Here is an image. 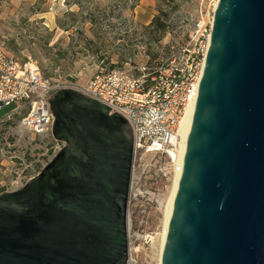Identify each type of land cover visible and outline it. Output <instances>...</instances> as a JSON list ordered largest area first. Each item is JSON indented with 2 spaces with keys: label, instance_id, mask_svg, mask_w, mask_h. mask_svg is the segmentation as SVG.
<instances>
[{
  "label": "water",
  "instance_id": "water-1",
  "mask_svg": "<svg viewBox=\"0 0 264 264\" xmlns=\"http://www.w3.org/2000/svg\"><path fill=\"white\" fill-rule=\"evenodd\" d=\"M63 147L0 194V264H128L134 135L104 102L50 97ZM162 264H264V0H218Z\"/></svg>",
  "mask_w": 264,
  "mask_h": 264
},
{
  "label": "rangeland",
  "instance_id": "rangeland-1",
  "mask_svg": "<svg viewBox=\"0 0 264 264\" xmlns=\"http://www.w3.org/2000/svg\"><path fill=\"white\" fill-rule=\"evenodd\" d=\"M174 1L178 7L170 11L163 0H0V44L19 60L37 61L54 82L82 86L114 66L137 76L142 65L191 60L201 44L192 35L196 24L202 22L206 34L212 28L218 0ZM159 8L171 12L161 40L160 31L146 28ZM15 106L3 108L0 118ZM20 118L0 125V194L22 187L63 147L53 135L39 137L22 129ZM147 160L150 166L140 167L138 196L128 209L130 251L140 264H158L175 172L161 180L155 170L159 159Z\"/></svg>",
  "mask_w": 264,
  "mask_h": 264
},
{
  "label": "built area",
  "instance_id": "built-area-1",
  "mask_svg": "<svg viewBox=\"0 0 264 264\" xmlns=\"http://www.w3.org/2000/svg\"><path fill=\"white\" fill-rule=\"evenodd\" d=\"M196 27L192 35L201 39V44L191 60L182 63L173 58L156 67L142 65L137 68V76L123 66H114L95 74L82 86L51 81L43 75L37 61L19 60L0 44V111L16 104L0 118V125L20 116L22 129L39 137L52 136L54 115L50 97L66 87L104 102L111 112L122 114L133 129L131 200L138 196L135 185L143 177L139 169L150 166L149 157L159 159L155 170L161 180L175 172L182 148L180 126L192 103H197L211 32L210 28L206 34L202 22ZM184 51L189 52L188 49ZM128 264H140L131 251Z\"/></svg>",
  "mask_w": 264,
  "mask_h": 264
},
{
  "label": "bare ground",
  "instance_id": "bare-ground-1",
  "mask_svg": "<svg viewBox=\"0 0 264 264\" xmlns=\"http://www.w3.org/2000/svg\"><path fill=\"white\" fill-rule=\"evenodd\" d=\"M195 106H196V102L192 103L186 117L183 119L181 126H180V131L182 133V142H181L182 148H181L180 155L175 165V174L173 177L172 188H171L170 195H169V198L166 204L165 215L163 219V229L160 234V241H159L158 264H162V247L164 243L168 221H169V218L172 212L174 196H175L176 190L179 186V183L182 177L183 165H184V146H185L186 136L188 134V130L190 128L191 121H192V118L195 112Z\"/></svg>",
  "mask_w": 264,
  "mask_h": 264
},
{
  "label": "trees",
  "instance_id": "trees-1",
  "mask_svg": "<svg viewBox=\"0 0 264 264\" xmlns=\"http://www.w3.org/2000/svg\"><path fill=\"white\" fill-rule=\"evenodd\" d=\"M163 1L165 2V0ZM165 3L166 5H168V7H170L169 8L170 11L177 9L178 7V5L176 4L174 0H168ZM170 11L159 8V14L154 16L152 21L146 26L147 29L160 31V36L157 38V40H161L162 37L168 31L167 29H168L169 23L167 20L170 16V13H171ZM162 16L164 17V19L162 18Z\"/></svg>",
  "mask_w": 264,
  "mask_h": 264
}]
</instances>
